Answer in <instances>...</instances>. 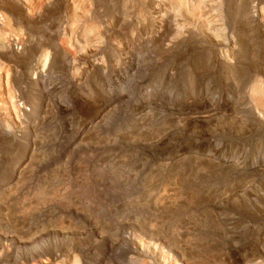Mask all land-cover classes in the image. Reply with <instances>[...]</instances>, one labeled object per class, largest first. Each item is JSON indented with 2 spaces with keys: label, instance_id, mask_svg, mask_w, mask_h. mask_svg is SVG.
Masks as SVG:
<instances>
[{
  "label": "rangeland",
  "instance_id": "rangeland-1",
  "mask_svg": "<svg viewBox=\"0 0 264 264\" xmlns=\"http://www.w3.org/2000/svg\"><path fill=\"white\" fill-rule=\"evenodd\" d=\"M3 1L0 131L15 139L12 160H24L15 161L16 173H0V264H164V258L170 264H264V113L252 101L259 97L253 86L264 79V26L248 25L244 16L247 8L259 14L264 0H206L212 32L227 31L225 55L172 0ZM74 2L89 12L77 14L81 25L72 36L67 21ZM219 10L216 28L212 13ZM38 22H44L40 30ZM86 26H94L99 45L97 52L86 48L87 63L75 66L66 60L72 58L69 39ZM45 51L63 66L54 84L46 83L41 65ZM134 65L136 79L124 82ZM74 68L102 82L71 88L65 81L75 77ZM38 73L44 88L31 85ZM44 105L51 120L42 135L33 127ZM106 109L108 117L90 131L95 143L80 141L79 122L92 124ZM37 135L43 144L35 148ZM173 174L171 194L163 197ZM21 222L28 223L26 240Z\"/></svg>",
  "mask_w": 264,
  "mask_h": 264
},
{
  "label": "bare ground",
  "instance_id": "bare-ground-1",
  "mask_svg": "<svg viewBox=\"0 0 264 264\" xmlns=\"http://www.w3.org/2000/svg\"><path fill=\"white\" fill-rule=\"evenodd\" d=\"M20 1H24V2H26V3H34V2H32L31 0H20ZM38 1V0H37ZM174 3H176L178 6H180L182 9H183V13H185V15H186V17L190 20V21H192V22H194V24H198V26H199V30L201 31V33H202V35L207 39V40H209L210 41V43L212 42L215 46H216V50H218L222 55H225V52H227L226 50V48H227V46L228 45H226V32L227 31H225L226 29H223V31L222 32H219L220 30H221V28L219 27V19L218 18H220V17H222L221 16V10H219V11H216L215 13L216 14H214V13H212L213 14V17H214V19L215 20H217V21H215L214 23H215V25H216V23H217V25L215 26L216 28L217 27H219L218 29H217V31L216 32H218V33H213L212 32V28L210 29V27L208 26V24L206 23V21L210 18V19H212V17L210 16V17H208V19L206 18V15H207V12L204 10L205 8H204V5L206 4V0H172ZM217 1H219V0H217ZM227 1V0H226ZM247 1V0H246ZM246 1H245V3H246ZM2 2V4H5V3H3V2H5V1H3V0H0V3ZM9 2V1H8ZM39 2V1H38ZM148 2V1H147ZM154 2V1H153ZM208 2L209 3H216L215 2V0L213 1V0H208ZM264 2V1H263ZM12 3V2H11ZM80 3V2H79ZM151 3V2H150ZM241 3H244V2H241ZM256 3V2H255ZM81 5H82V3H80ZM148 4V3H147ZM153 4V3H152ZM152 4H151V6H152ZM261 4H262V2H261ZM24 5V4H23ZM245 5V4H244ZM251 5V4H250ZM213 6H216V7H219V5H217V4H214ZM212 5H211V7H213ZM225 6H226V4H225ZM259 7L261 6V5H258ZM20 7V6H19ZM18 7V8H19ZM179 7V8H180ZM207 7V6H206ZM240 7V6H239ZM249 7V6H248ZM251 7V6H250ZM26 8V7H25ZM33 8V7H32ZM31 8V9H32ZM94 8V7H93ZM228 8V7H227ZM234 8H235V6H234ZM258 8V7H257ZM213 9V8H212ZM220 9H221V7H220ZM35 10V9H34ZM52 10V9H51ZM53 10H55V9H53ZM60 10V9H59ZM68 10V9H67ZM66 10V11H67ZM155 10V9H154ZM176 10V9H175ZM241 10V9H240ZM14 11V10H13ZM19 11V10H18ZM24 11V10H23ZM68 12H70L69 10H68ZM79 12H82V13H88L89 12V10H87L86 9V7H83V6H79L78 5V3L77 2H74V4H73V7H72V10H71V12H70V15H69V18H68V21H67V24L70 26V33L72 34V36H73V34H74V32L76 31V29L77 28H79V26H78V24H80L79 23V21H78V18H77V14L79 13ZM23 13V12H22ZM26 13V12H25ZM29 15H31V14H33V13H31L30 12V10H29ZM35 13H36V11H35ZM52 13V12H51ZM160 13V12H159ZM170 13V12H169ZM253 12H251V10H250V8H247V10H245V12H244V16L247 18V21H248V25H250V24H254V23H256V24H258V22H259V25H261V26H264V7L261 9V11H260V13L259 14H257V15H253L252 14ZM20 14V13H19ZM37 14V13H36ZM49 14V13H48ZM152 14H153V12H152ZM178 14V13H177ZM219 16H218V15ZM17 15V14H16ZM22 15V14H21ZM27 15V14H26ZM52 15V14H51ZM147 15V14H146ZM179 15H180V13H179ZM41 16V15H40ZM93 16V15H92ZM111 16V15H110ZM233 16V15H232ZM33 17V16H32ZM37 17V16H36ZM43 17V16H42ZM66 17V16H65ZM105 17V16H104ZM229 17V16H228ZM234 17V16H233ZM35 18V17H34ZM46 18H48V17H46ZM84 18H86V17H84ZM109 18V17H108ZM42 19H45V18H41L40 20H42ZM106 19V18H105ZM112 19V18H111ZM120 19V18H119ZM130 19V18H129ZM6 20V19H5ZM28 20H30V19H28ZM39 20V19H38ZM61 20H63V19H61ZM219 20V21H218ZM209 21V20H208ZM66 22V21H65ZM98 22V21H97ZM169 22V21H168ZM191 22V23H192ZM238 22V21H237ZM245 22H246V20H245ZM59 23V22H58ZM115 23V22H114ZM31 24V23H30ZM33 24V23H32ZM41 24H44V22H38V23H36V25H35V28L37 27V29H39L40 30V28L41 27H43L44 25H41ZM98 23H96V25H97ZM124 24V23H123ZM160 24V23H159ZM173 24V23H172ZM193 24V23H192ZM222 24V23H221ZM221 24H220V26H221ZM230 24H231V22H230ZM81 25V24H80ZM93 25V24H92ZM169 25V24H168ZM211 25V24H210ZM214 25V24H213ZM31 26V25H30ZM50 26V25H49ZM223 26V25H222ZM221 26V27H222ZM54 27V26H53ZM120 27V26H119ZM242 27H243V23H242ZM254 27V26H253ZM253 27L251 26V28L253 29ZM95 28H97V27H95ZM117 28V27H116ZM124 28V27H123ZM261 28V27H260ZM132 29V28H131ZM243 29V28H242ZM46 30H49V31H51L50 29H46ZM52 30H55V29H53L52 28ZM214 30V29H213ZM237 31V30H236ZM250 31V30H249ZM252 31H254V30H252ZM264 31V30H263ZM53 32V31H52ZM69 32V31H68ZM244 32V31H243ZM81 34H80V36L78 37V38H76V40L74 41L72 38H70L69 39V47H70V49H68V50H66L67 51V53H68V56L70 57H72L71 59H69L68 57H66V60L68 61V63H71V61H72V63L76 66V65H78V63H82V62H84L85 61V59L87 58V57H85V53H83L84 51L85 52H87V50H85L86 48H91L92 49V51H95L96 49H94V47H97V45H96V42L98 41L99 42V37H97L96 35H95V29H94V26H86V27H84V29L82 30V32H80ZM101 33V32H100ZM109 34V33H108ZM111 34V33H110ZM177 34V33H176ZM61 35V34H60ZM98 35V34H97ZM185 35V34H184ZM101 36V35H100ZM232 36V35H231ZM45 37V36H44ZM69 37H71V36H69ZM74 37H76L75 35H74ZM96 37H97V39H96ZM118 37V36H117ZM156 37V36H155ZM228 37V36H227ZM2 38V37H1ZM34 38V37H33ZM119 38V37H118ZM153 38V37H152ZM258 38V37H257ZM4 39V38H3ZM56 39V38H55ZM78 39L80 40V41H78ZM102 38L100 37V40H101ZM243 39H244V37H243ZM247 39V38H246ZM49 40V39H48ZM52 40V39H51ZM1 41V40H0ZM3 41V40H2ZM101 41H103V40H101ZM106 41V40H105ZM183 41V40H182ZM247 41V40H246ZM259 41V40H258ZM53 42V41H52ZM98 42H97V44H98ZM115 42V41H114ZM243 42V41H242ZM10 43V42H9ZM197 43V42H196ZM249 43V42H248ZM262 43V42H261ZM41 44V43H40ZM84 44V45H83ZM102 44V43H101ZM107 44V43H106ZM114 44H116V43H114ZM123 44V43H122ZM245 44V43H244ZM1 45L3 46V47H5L4 46V43H1ZM22 45V44H21ZM65 45V44H64ZM99 45V44H98ZM118 45V44H117ZM200 45V44H199ZM214 46V47H215ZM235 46H236V44H235ZM2 47V48H3ZM117 47V46H116ZM142 47H144V46H142ZM149 47V46H148ZM160 47V46H159ZM213 47V46H212ZM205 48H207V47H205ZM230 48V47H229ZM56 49V48H55ZM94 49V50H93ZM134 49V48H133ZM50 50V49H49ZM59 50V49H58ZM182 50V49H181ZM202 50V49H201ZM204 50V49H203ZM216 50H214V51H216ZM52 51V50H51ZM60 51V50H59ZM99 51V50H98ZM145 51V50H144ZM244 51V50H243ZM15 52V51H14ZM95 52H97V51H95ZM240 52V51H239ZM249 52V51H248ZM32 53V52H31ZM37 53V51H34L33 50V56H35V54ZM135 53H138L137 54V56H138V58H141V56H142V54H143V48H137V50L135 51ZM247 53V52H246ZM11 54V53H10ZM54 54V53H53ZM89 54V53H88ZM95 54V53H94ZM170 54V53H169ZM203 54V53H202ZM215 54V53H214ZM244 54H245V52H244ZM8 55V54H7ZM87 55V54H86ZM100 55V54H99ZM135 56H136V54H134ZM140 55V56H139ZM253 55V54H252ZM90 56V55H89ZM95 56V55H94ZM93 56V57H94ZM161 56V58H162V55H160ZM164 56V55H163ZM249 56V55H248ZM5 57V56H4ZM57 57H59V56H57ZM57 57L55 56V55H52V57H51V53H49V51H45L43 54H42V56H41V65L43 66V68L44 67H46V73H47V79H46V83H49V84H54L55 82H56V80H57V78L55 77V74H58V73H60V71L61 70H63V66L60 64V63H58L59 61H57L56 59H57ZM172 57V56H171ZM227 57H228V55H227ZM241 57V56H240ZM6 58V57H5ZM89 58V57H88ZM132 58V57H131ZM9 59V58H8ZM60 59V58H59ZM90 59H92V58H90ZM95 59V58H94ZM13 60H14V58H13ZM25 60V59H24ZM28 60V59H27ZM155 60V59H154ZM167 60V59H166ZM212 61H213V59H211ZM15 61V60H14ZM57 61V63H55ZM100 61V60H99ZM215 61V60H214ZM232 61H234V60H232ZM238 61V60H237ZM17 62H18V60H17ZM30 62H31V60H30ZM94 62V61H93ZM154 62V61H153ZM156 62V61H155ZM183 62V61H182ZM85 63H87L86 61H85ZM101 63V62H100ZM171 63V62H170ZM22 64V63H21ZM137 64V63H136ZM186 64V63H185ZM229 64V63H228ZM239 64V63H238ZM238 64H237V66H238ZM115 65V64H114ZM132 65V64H131ZM91 66V65H90ZM103 67H105V64H103L102 65ZM80 67V66H79ZM83 67V66H82ZM92 67V66H91ZM133 68H131V71H130V73L128 74V78L124 81V82H130L132 79H136L135 78V76H136V74H137V71H138V69L136 68V66L134 65V66H132ZM223 67H224V65H223ZM227 67H229L228 65H227ZM242 67V66H241ZM76 68V67H75ZM74 68V69H75ZM89 68V67H88ZM96 68H98V67H96ZM195 68H197V67H195ZM205 68V67H204ZM232 68V67H231ZM243 68V67H242ZM87 69V68H86ZM93 69V68H92ZM99 69V68H98ZM101 69V68H100ZM155 69V68H154ZM189 69V68H188ZM192 69V68H191ZM226 69V68H225ZM236 69V68H235ZM248 69V68H247ZM43 70V69H42ZM76 70V69H75ZM73 71L74 73H73V75L75 76V77H71L72 79H69L68 81H65L66 82V84H68L70 87L71 86H77V87H82V88H85V87H87L88 89H92L93 87H95L96 86V83H100V82H102V79L101 78H99L98 80L96 79V78H94V77H91V76H89L88 77V75L85 73V71H83V73H81L80 75L79 74H76V72H77V70L76 71ZM85 70V69H84ZM128 70V69H127ZM146 70V69H145ZM201 70V69H200ZM209 70V69H208ZM249 70V69H248ZM44 72H45V69L43 70ZM65 71V70H64ZM64 71H63V73H64ZM129 71V70H128ZM215 71V70H214ZM239 71V70H238ZM247 71V70H246ZM245 71V72H246ZM10 72V71H9ZM42 72V71H41ZM87 72V71H86ZM120 72H122V71H120ZM135 72V73H134ZM147 72V71H146ZM210 72V71H209ZM218 72V71H217ZM248 72H250V71H248ZM258 72V71H257ZM69 73V72H68ZM148 73V72H147ZM224 73V72H223ZM231 73V72H230ZM240 73H242V72H240ZM70 74V73H69ZM68 74V76H70ZM93 74V73H92ZM127 74V73H126ZM205 74V73H204ZM210 74V73H209ZM232 74V73H231ZM249 74V73H248ZM257 74H259V73H257ZM67 75V74H66ZM239 75H241V74H239ZM243 75V74H242ZM245 75H247V73L245 74ZM2 76V75H1ZM24 76V75H23ZM204 76V75H203ZM206 76V75H205ZM231 76V75H230ZM260 76H262V75H260ZM160 77H161V75H160ZM178 77V76H177ZM196 77V76H195ZM257 77V76H256ZM255 77V78H256ZM28 78V77H27ZM8 79V78H7ZM20 79H21V76H20ZM108 79V78H107ZM144 79V78H143ZM187 79V78H186ZM201 79V78H200ZM207 79V78H206ZM258 79V78H257ZM121 80V79H120ZM148 80V79H147ZM248 80V79H247ZM252 80V79H251ZM2 81V80H1ZM6 81V80H5ZM19 81V80H18ZM23 81V80H22ZM44 78H43V76H42V74L41 73H38V78H37V80H35L34 82H33V84H31V85H33L34 87H37V88H44ZM118 81V80H117ZM116 81V82H117ZM250 81V80H249ZM62 82V81H61ZM64 82V81H63ZM115 82V83H116ZM149 82V81H148ZM166 82V81H165ZM197 82V81H196ZM200 82V81H199ZM19 83V82H18ZM22 83V82H21ZM136 83V82H135ZM154 83V82H153ZM176 83V82H175ZM7 84H9V83H7ZM146 84V83H145ZM184 84V83H183ZM207 84V83H206ZM138 85V84H137ZM11 86V85H10ZM156 86V85H155ZM4 87H5V91H6V93L7 94H11L10 93V87L7 85H4ZM12 87V86H11ZM183 87V86H182ZM254 88L252 89V91L253 92H257L259 95V97L257 98V97H255V94H253V97H254V99H252V101H255V105H256V107H257V109L259 110V112L260 113H264V79H262L261 78V80H258V82L255 84V86H253ZM256 87V88H255ZM72 88V87H71ZM120 88V87H119ZM123 88V87H122ZM140 88V87H139ZM245 89V88H244ZM255 89H257L256 91H255ZM194 90V89H193ZM251 91V92H252ZM1 92H3V91H1ZM129 92V91H128ZM249 92V91H248ZM123 93V92H122ZM121 93V94H122ZM166 93V92H165ZM193 93V92H192ZM13 94V93H12ZM103 94V93H102ZM110 94H111V92H110ZM120 94V95H121ZM147 94V93H146ZM142 95V94H141ZM185 95V94H184ZM111 96V95H110ZM173 96V95H172ZM171 96V97H172ZM9 97H11V96H9ZM80 97V96H79ZM100 97H101V95H100ZM144 97V96H143ZM4 98H6V97H4ZM116 98V97H115ZM140 98V97H139ZM257 98V99H256ZM121 99V98H120ZM127 99V98H126ZM130 99V98H129ZM143 99V98H142ZM174 99V98H173ZM248 99V98H247ZM7 100V99H6ZM75 100V99H74ZM131 100H133V98L131 99ZM117 101V100H116ZM119 101V100H118ZM149 101V100H148ZM191 101V100H190ZM251 101V102H252ZM120 102V101H119ZM212 102V101H211ZM246 102V101H245ZM244 102V103H245ZM123 103V102H122ZM125 103V102H124ZM142 103V102H141ZM253 103V102H252ZM207 104V103H206ZM137 105V104H136ZM153 105V104H152ZM219 105V104H218ZM240 105V104H239ZM151 106V105H150ZM164 106V105H163ZM182 106V105H181ZM139 107V106H138ZM148 107V106H147ZM224 107V106H223ZM230 107V106H229ZM228 107V108H229ZM241 108H242V106H240ZM245 107V106H244ZM48 108H49V106L47 105V106H43V109L41 110V114H40V116L38 117V119H37V122L35 123V125H34V127H33V131H35L36 133H41L42 134V130H44V127H45V124H46V122H49L50 120H51V116H49V114L51 113L50 112V110H48ZM154 108V107H153ZM152 108V109H153ZM227 108V109H228ZM47 109V110H46ZM144 109V108H143ZM235 109V108H234ZM138 110V109H137ZM247 110V109H246ZM67 111V110H66ZM153 111V110H152ZM155 111V110H154ZM196 111V110H195ZM208 111V110H207ZM227 111V110H226ZM236 111V110H235ZM140 112H143L144 113V111H140ZM148 112V111H147ZM146 112V113H147ZM164 112V111H163ZM233 112V111H232ZM245 112H247V111H245ZM164 113H166V112H164ZM219 113V112H218ZM110 114V110L109 109H106V110H104L103 112H102V114H100V115H98V113L95 115V117H94V120L92 121V124H91V122H89L90 123V125H88V124H85L86 123V121L85 122H83V121H80L79 122V127L80 128H82V133H81V136H80V141H85V143H87V144H89V143H92V142H94L95 143V141H96V135L95 134H92V133H90V131L92 130V128L94 127V126H96V125H99L101 122H103L107 117H108V115ZM155 114V113H154ZM167 114V113H166ZM192 114V113H191ZM216 114V113H215ZM241 114V113H240ZM246 114V113H245ZM259 114V113H258ZM194 115V114H193ZM204 115V114H203ZM214 115V114H213ZM224 115V114H223ZM163 116V115H162ZM200 116V115H199ZM205 116V115H204ZM208 116V115H207ZM210 116V115H209ZM189 117H191V116H189ZM218 117H220V116H218ZM234 117V116H233ZM237 117V116H236ZM246 117V116H245ZM248 117V116H247ZM30 118V117H29ZM147 118H148V113L147 114H141V120L144 122L145 120H147ZM152 118V117H151ZM262 118H264V117H262ZM2 119V118H1ZM92 119V118H91ZM188 119V118H187ZM214 119H215V117H214ZM231 119V118H230ZM238 119V118H237ZM236 119V120H237ZM157 120V119H156ZM90 121V120H89ZM140 121V120H139ZM138 121V122H139ZM141 121V122H142ZM250 121V120H249ZM257 121V120H256ZM4 123H3V125L6 127V128H8L9 127V124L8 123H6L5 121H3ZM153 122V121H152ZM155 122H157V121H155ZM165 122V121H164ZM193 122H194V120H193ZM133 123V122H132ZM140 123V122H139ZM172 123V122H171ZM199 123V122H198ZM207 123V122H206ZM241 123V122H240ZM19 124V123H18ZM138 124V123H137ZM188 124H189V122H188ZM194 124V123H193ZM219 124V123H218ZM217 124V125H218ZM222 124V123H221ZM50 125V124H49ZM174 125V124H173ZM197 125H199V124H197ZM211 125V124H210ZM224 125V124H223ZM133 126V125H132ZM139 126H140V124H139ZM162 126V125H161ZM202 126V125H201ZM235 126V125H234ZM244 126V125H243ZM253 126V125H252ZM142 127V126H141ZM145 127V126H144ZM173 127V126H172ZM208 127V126H207ZM254 127V126H253ZM252 127V128H253ZM140 128V127H139ZM159 128V127H158ZM225 128V127H224ZM241 128V127H240ZM263 128V127H262ZM137 129V128H136ZM243 129V128H242ZM27 131V130H26ZM162 131V130H161ZM160 131V132H161ZM237 131V130H236ZM170 132V131H169ZM168 132V133H169ZM164 133H166V132H164ZM163 133V134H164ZM186 133H187V131H186ZM241 133V132H240ZM238 134V133H237ZM43 135V134H42ZM127 135V134H126ZM162 135V134H161ZM45 136V135H44ZM125 136V135H124ZM136 136V135H135ZM160 136V135H159ZM57 137V136H56ZM65 137V136H64ZM127 137V136H126ZM17 138V137H16ZM36 138H39L40 139V141H39V143H36V147L35 148H37V146H39V147H42L41 145L43 144V140H42V142H41V137H39L38 135L36 136ZM47 138V137H46ZM60 138V137H59ZM160 138H162V137H160ZM165 139V138H164ZM14 138H12L10 135L8 136V135H5L4 134V132L1 130L0 131V144L1 145H3V148H4V153H3V157H2V159H1V161H0V173H3V174H6V173H8V175L10 176V174H13L14 172L16 173V168H17V166L18 165H15V161L17 160V159H19V158H21L22 156H19V157H17V158H15L14 160H12V156H13V154L15 153V151H13V150H11V145H12V143L14 142ZM116 140V139H115ZM114 140V141H115ZM124 140V139H123ZM16 141H18V140H16ZM15 141V142H16ZM38 141V140H37ZM119 141V140H118ZM165 141V140H164ZM19 142V141H18ZM36 142V141H35ZM162 142H163V139H162ZM144 143V142H143ZM142 143V144H143ZM15 144V143H14ZM136 144V143H135ZM182 146V145H181ZM1 147V146H0ZM19 147V146H18ZM43 147H45V144H44V146ZM214 147V146H213ZM216 147V146H215ZM34 148V149H35ZM205 149V148H204ZM131 150V149H130ZM219 150V149H218ZM32 151H33V149H32ZM213 151V150H212ZM16 152H18V150H16ZM35 153V152H34ZM18 155V154H17ZM72 155V154H71ZM34 156V155H33ZM117 156V155H116ZM183 156V155H182ZM32 158V157H31ZM41 158V157H40ZM97 158V157H96ZM122 158V157H121ZM186 158V157H185ZM42 159H43V157H42ZM106 159V158H105ZM124 159V158H123ZM125 159H126V157H125ZM20 160V159H19ZM22 160H24V159H22L21 158V160H20V162L22 161ZM108 160H110V159H108ZM104 161V160H103ZM19 162V163H20ZM119 162V161H118ZM117 162V163H118ZM181 162V161H180ZM120 163V162H119ZM178 163V162H177ZM217 163V162H216ZM116 164V163H115ZM143 164V163H142ZM172 164V163H171ZM175 164V163H174ZM182 165V164H181ZM73 166V165H72ZM145 166V165H144ZM175 166V165H174ZM177 166H178V164H177ZM206 166V165H205ZM39 167V166H38ZM137 167V166H136ZM240 167V166H239ZM102 168V167H101ZM140 168V167H139ZM163 168V167H162ZM169 168V167H168ZM137 169V168H136ZM247 169V168H246ZM21 170V169H20ZM19 170V171H20ZM104 170V169H103ZM173 171V170H172ZM30 172V171H29ZM71 172V171H70ZM105 172V171H104ZM163 172V171H162ZM83 173V172H82ZM106 173V172H105ZM110 173H112V172H110ZM109 173V174H110ZM155 173V172H154ZM230 173V172H229ZM53 174V173H52ZM65 174V173H64ZM169 175V174H168ZM174 175L175 174H173L171 177L169 176V179H170V181L169 182H167V184L168 185H166V187L164 188L163 187V189H161L162 191H163V197L164 196H168L169 194H171L170 193V191H172L171 189L173 188L172 186L174 185V182L176 181V179H175V177H174ZM8 176V177H9ZM18 176H20V174H18ZM22 176V175H21ZM56 176V175H55ZM96 177H95V180H98V178H100L101 177V175H99V172H97V174L95 175ZM104 176V175H103ZM154 176V175H153ZM153 176L151 177L150 176V178H153ZM166 176V175H165ZM186 176V175H185ZM56 178V177H55ZM76 178V177H75ZM178 178V177H177ZM174 179H175V181H174ZM24 180V179H23ZM93 180V179H92ZM165 180V179H164ZM100 181V180H99ZM148 181V180H147ZM153 181V180H152ZM152 181H149V182H152ZM112 182V181H111ZM103 183V182H102ZM160 183V182H159ZM178 183V182H177ZM15 184H17V183H15ZM20 184H21V182H20ZM87 184V183H86ZM90 184H92V183H90ZM110 184V183H109ZM161 184V183H160ZM150 185V183L148 184V186ZM163 185V184H162ZM14 186V185H13ZM20 187V186H19ZM22 187V186H21ZM89 187V186H88ZM97 187V186H96ZM160 187V186H159ZM14 188V187H13ZM42 188V187H41ZM44 188V187H43ZM46 188V187H45ZM112 188V187H111ZM108 189V188H107ZM157 189V188H156ZM11 190V189H10ZM14 190H16V189H14ZM151 190V189H150ZM9 191V190H8ZM111 191V190H110ZM152 191V190H151ZM158 191V190H157ZM162 191H159V192H162ZM173 191L174 192H176V189H173ZM217 191V190H216ZM41 193V196H42V198L43 199H46V193H48V190L46 189V192H45V189L44 190H41L40 191ZM108 192V191H107ZM152 192H154V191H152ZM62 193V192H61ZM98 193V192H97ZM112 193V192H111ZM180 193V192H179ZM39 194V195H40ZM103 194H105V193H103ZM160 194V193H159ZM14 195V194H13ZM12 195V196H13ZM95 195V194H94ZM5 196V195H4ZM10 195H7V197H9ZM77 196V195H76ZM158 196V195H157ZM172 196V195H171ZM6 197V196H5ZM14 197V196H13ZM38 197V196H37ZM92 197V196H91ZM152 197V196H151ZM169 197V196H168ZM167 197V198H168ZM4 198V197H3ZM38 198H41L40 196L38 197ZM2 199V198H1ZM8 199V201L9 200H11L10 198H7ZM36 199V198H35ZM169 199V198H168ZM4 200V199H3ZM59 200V199H58ZM172 200V199H171ZM40 201H41V199H40ZM44 202H46V201H44ZM90 202V201H89ZM156 203V202H155ZM160 203V202H159ZM25 204V203H24ZM142 204V203H141ZM149 203L147 202V205H148ZM161 204V203H160ZM26 205V204H25ZM146 205V206H147ZM151 205V204H150ZM149 205V206H150ZM158 205V204H157ZM167 205V204H166ZM6 206V205H5ZM4 206V207H5ZM52 207V206H51ZM142 207H144V206H142ZM155 207V206H154ZM8 208V207H7ZM73 208V207H72ZM6 209V208H5ZM22 209V208H21ZM96 210H99V207H97V208H95ZM25 210V209H24ZM110 210V209H109ZM3 211V210H2ZM27 211V210H26ZM41 211V210H40ZM9 212V211H8ZM15 213V212H14ZM33 215V214H32ZM19 216V215H18ZM25 216V215H24ZM102 216V215H101ZM23 217V216H22ZM28 217V216H27ZM29 219V218H28ZM21 220V219H20ZM25 222V221H24ZM20 223V224H18L19 225V227L20 226H22L21 228H20V233H21V235H22V238L23 239H25V237L26 236H28V235H30V234H28V232H27V234H25L24 232H26L25 230H24V224H28V223ZM16 223V222H15ZM34 225V224H33ZM177 230V229H176ZM30 232V231H29ZM21 238V239H22ZM30 238V237H29ZM26 239H27V237H26ZM25 239V240H26ZM24 241V240H23ZM29 244V243H28ZM144 244H146L144 241H140V247L142 248L143 246H144ZM148 244V243H147ZM138 245V244H137ZM262 248V247H261ZM63 251V250H62ZM156 251V250H155ZM51 254V253H50ZM162 255V254H161ZM38 256V255H37ZM199 256V255H198ZM186 257V256H185ZM71 262V261H70ZM163 262H164V264H170V262L169 261H167L166 260V258H164L163 259ZM43 263V262H42ZM36 264V263H35ZM40 264V263H39ZM47 264V263H46ZM73 264H81V262H79V261H73ZM171 264H174V263H172L171 262ZM175 264H176V262H175Z\"/></svg>",
  "mask_w": 264,
  "mask_h": 264
}]
</instances>
